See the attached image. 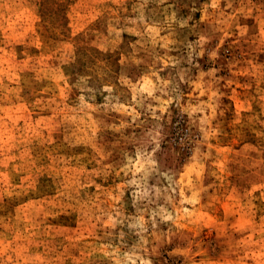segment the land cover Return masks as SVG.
<instances>
[{
  "label": "rangeland",
  "instance_id": "1",
  "mask_svg": "<svg viewBox=\"0 0 264 264\" xmlns=\"http://www.w3.org/2000/svg\"><path fill=\"white\" fill-rule=\"evenodd\" d=\"M0 264H264V0H0Z\"/></svg>",
  "mask_w": 264,
  "mask_h": 264
}]
</instances>
